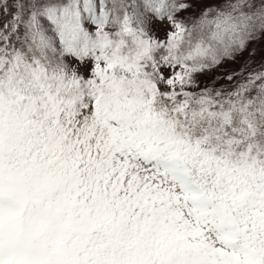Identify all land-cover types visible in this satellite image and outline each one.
Segmentation results:
<instances>
[{"label": "snow or ice", "instance_id": "1", "mask_svg": "<svg viewBox=\"0 0 264 264\" xmlns=\"http://www.w3.org/2000/svg\"><path fill=\"white\" fill-rule=\"evenodd\" d=\"M0 264H264V0H0Z\"/></svg>", "mask_w": 264, "mask_h": 264}]
</instances>
